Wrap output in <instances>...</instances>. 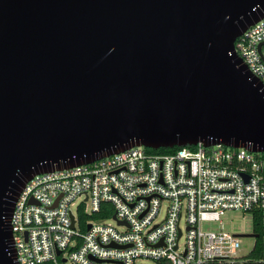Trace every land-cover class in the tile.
<instances>
[{
  "label": "water",
  "instance_id": "obj_1",
  "mask_svg": "<svg viewBox=\"0 0 264 264\" xmlns=\"http://www.w3.org/2000/svg\"><path fill=\"white\" fill-rule=\"evenodd\" d=\"M263 17L264 0H0V264H19L36 173L135 145L264 152V83L234 50Z\"/></svg>",
  "mask_w": 264,
  "mask_h": 264
},
{
  "label": "built area",
  "instance_id": "obj_2",
  "mask_svg": "<svg viewBox=\"0 0 264 264\" xmlns=\"http://www.w3.org/2000/svg\"><path fill=\"white\" fill-rule=\"evenodd\" d=\"M234 50L264 83V17ZM150 148L36 173L11 216L18 263L264 264V152L203 141ZM228 209L253 214L263 248L255 229L202 227ZM243 236L255 237L247 250Z\"/></svg>",
  "mask_w": 264,
  "mask_h": 264
},
{
  "label": "rangeland",
  "instance_id": "obj_3",
  "mask_svg": "<svg viewBox=\"0 0 264 264\" xmlns=\"http://www.w3.org/2000/svg\"><path fill=\"white\" fill-rule=\"evenodd\" d=\"M82 199H78L80 201ZM204 229L219 230L224 229L230 232H252L255 229V221L253 214L250 211H244L241 209H228L221 216V220H204L202 222ZM255 237L243 236V249L247 250L254 244ZM143 261L153 262L151 259H145ZM69 264H77L70 262Z\"/></svg>",
  "mask_w": 264,
  "mask_h": 264
},
{
  "label": "trees",
  "instance_id": "obj_4",
  "mask_svg": "<svg viewBox=\"0 0 264 264\" xmlns=\"http://www.w3.org/2000/svg\"><path fill=\"white\" fill-rule=\"evenodd\" d=\"M177 148H178V146L175 145L173 147H161L158 149H154V148H150V149L154 150V151H158V152H172V151L176 150ZM104 205H105V203L103 204V206ZM100 216H101L100 213H95V214L91 215V217H100ZM254 221H255V219H254ZM255 230H256V233H259V237L257 238V243H258L260 248H263V241L261 239V227H260L259 223H257L256 221H255ZM39 264H52V263L51 262H43V263H39Z\"/></svg>",
  "mask_w": 264,
  "mask_h": 264
}]
</instances>
